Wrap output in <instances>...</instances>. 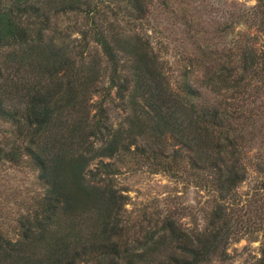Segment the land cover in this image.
Listing matches in <instances>:
<instances>
[{"label": "trees", "instance_id": "trees-1", "mask_svg": "<svg viewBox=\"0 0 264 264\" xmlns=\"http://www.w3.org/2000/svg\"><path fill=\"white\" fill-rule=\"evenodd\" d=\"M125 1L134 24L154 2L170 5ZM55 3L56 13L92 8V0H0V121L10 124L0 160L27 163L45 187L16 239L0 229V264H228L230 244L256 233L264 264V45L241 40L223 53L198 45L202 86L222 96L209 102L188 74H169L144 30L110 32L93 14L83 47L92 40L102 57L58 44L46 35ZM235 23L264 33V0ZM112 89L130 107L118 128L105 106ZM119 156L203 188V225L184 224L169 207L128 209L115 182ZM251 173L260 181L243 201Z\"/></svg>", "mask_w": 264, "mask_h": 264}, {"label": "rangeland", "instance_id": "rangeland-1", "mask_svg": "<svg viewBox=\"0 0 264 264\" xmlns=\"http://www.w3.org/2000/svg\"><path fill=\"white\" fill-rule=\"evenodd\" d=\"M9 2L11 0H3ZM169 6L154 2V6L141 22H134L126 16L125 0H92L89 8L68 10L56 13V3L51 11L50 27L47 36H52L58 44L69 45L74 51L82 49L85 56L99 55L100 47L89 40V48L83 47L81 31L89 27L93 14L107 31L124 30L127 34L144 30L150 37L156 51L166 62L172 77L181 81L185 74L193 84L200 88L209 102L222 99V96L202 86L204 69L197 64L195 53L198 45H211L212 50L228 52L238 41L264 45V33L255 34L246 25L236 24L239 13L247 12L256 0H170ZM96 7V12H93ZM119 7H122V9ZM90 9V11H88ZM114 13H117L114 14ZM143 25V26H140ZM226 26V30L220 29ZM115 29L111 30V27ZM79 46V47H78ZM84 48V49H83ZM104 85H108L105 78ZM101 94L94 96L99 101ZM110 121L115 128L127 125L130 107L127 97L122 100L116 89L110 91L105 101ZM9 123L0 121V141L7 137ZM171 151V146L168 148ZM118 172L115 182L128 195V209L147 207L149 211H163L169 207L179 211L181 221L186 225L204 223L203 209L207 206L209 195L198 185L185 179H175L166 172H154L148 165H142L131 156L115 159ZM259 175L251 173L242 183L239 193L244 201L259 184ZM45 187L39 181L38 172L27 163L15 164L0 160V229L9 238L16 239L19 234V218L28 212L37 197L44 194ZM262 235L256 233L242 236L228 248V264H257L260 257Z\"/></svg>", "mask_w": 264, "mask_h": 264}]
</instances>
